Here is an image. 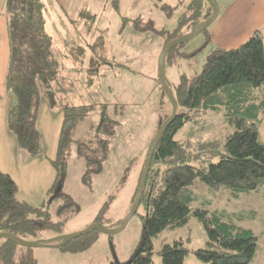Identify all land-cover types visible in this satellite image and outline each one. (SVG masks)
Segmentation results:
<instances>
[{"label": "trees", "instance_id": "16d2710c", "mask_svg": "<svg viewBox=\"0 0 264 264\" xmlns=\"http://www.w3.org/2000/svg\"><path fill=\"white\" fill-rule=\"evenodd\" d=\"M107 2H111L112 8L119 12V0H105ZM4 3L9 48L5 83L6 90L13 96V102L6 114V125L13 133L19 149L43 156L38 149L40 138L36 127L37 115L42 98L51 107L56 105L52 95V80L58 77L63 62L57 58L51 47L52 37L46 31L43 1L5 0ZM206 5L204 0L186 1L184 7H187V11L178 18V26L173 32L164 28L158 30L152 20L145 21L141 17L128 19L129 21L122 18V21L123 24L132 23L137 32L166 35L164 47L168 41L191 31L197 23L206 19ZM159 8L166 15L173 9L165 3ZM184 27L186 31L180 32ZM207 31L202 32L206 42L203 46L208 44ZM86 46L75 43L72 48L58 51L59 56L82 61L76 56L78 50L84 53ZM182 46L183 44L175 45L166 53V57ZM182 54L190 56L194 52ZM115 67L126 68L120 63L115 64ZM64 69L75 70L65 66ZM168 83L173 90L178 111L162 132L152 155L138 206L143 209L141 238L126 262L116 260L105 264H151L153 239L167 228L183 227L190 216L195 217L203 226L206 234L204 246L191 251L181 239L165 243L158 251L162 264H183L189 252L202 264H249L255 256L258 239L256 233L224 220L218 213L206 207H193L191 188L199 181L213 191L229 190L234 198L241 194L259 192L264 188V143L260 141L257 129L259 116L264 111V37L259 31H254L236 47H211L197 74L191 77L180 75L177 84L172 85L169 80ZM158 84L162 94L166 95L159 78ZM108 106V103H93L64 106L61 109L63 119L57 151L55 157L49 160L55 177L47 192L48 197L41 206L32 207L25 201H19L13 178L0 170V233L6 232L23 240L36 241L41 239L39 233L42 231L56 230L63 220L54 222L48 209L50 200L56 197L62 200L57 205L56 213L65 211L68 207L72 208L73 214L78 213L79 206L72 196L63 192L69 147L74 143L77 155L84 160L81 180L90 185L92 176L100 174L108 154L109 142L116 132L115 126L120 125L106 112ZM95 107L99 109V120L92 138H88L86 142L73 140L71 135L76 121L86 118ZM116 108L117 106L115 110ZM221 110L225 111L226 119L233 128L221 143L208 140L198 142L195 146L188 140L174 139L176 132L185 123L201 118L208 112ZM165 117L167 115H164V119ZM162 123L157 125V129ZM130 163L125 166L124 175L115 191L124 187ZM143 164L136 179L137 184ZM136 187L131 204L136 195ZM114 198L115 194L108 196L93 222L111 228L106 224L112 222L106 217V213ZM96 233L98 232L92 231L70 239L60 247L65 251H81L93 243ZM41 240L58 243L60 237ZM0 264H36V261L31 248L21 247L1 238Z\"/></svg>", "mask_w": 264, "mask_h": 264}, {"label": "rangeland", "instance_id": "374dc122", "mask_svg": "<svg viewBox=\"0 0 264 264\" xmlns=\"http://www.w3.org/2000/svg\"><path fill=\"white\" fill-rule=\"evenodd\" d=\"M186 1L119 0V12L112 8L111 2H107L99 10H95L96 8L92 9L93 14L85 8L80 13L69 15L71 18H67L61 12L55 11V9L44 11L46 31L52 37L51 47L58 56L57 58L63 62V66H66L67 59L59 56V52L65 50L61 46L65 41L67 43L75 41L77 45L84 47L87 44L92 45V47L84 50V53L78 50L79 53L76 57L77 59L81 58L82 61L73 60L72 67L75 70L68 71L62 68L59 77L52 80V95L56 105L49 107L50 109L42 105L38 120L39 118L42 119L48 111H50V115L56 116L64 106L108 103L109 106L106 108V112L111 114L119 124H122L123 119L128 118L126 124H133L134 122L138 126L128 128L129 130L126 128L119 130L121 136L118 142L122 143L123 135L126 143H129L127 146L131 145V137H133L135 142L141 140L139 143L140 154L137 150H134V152L130 153L131 158L128 162L122 159V165L119 160L115 161V170H113L111 168L112 164H108V160L113 151L112 145L116 143L119 137V131H116L117 134L111 137L109 142L111 147L108 146V154L102 164L101 172L99 175L92 176L90 185H86L81 180L84 167L81 169L80 176L77 175L78 171L75 170L74 165L78 163L79 159L82 160L77 153H75V156L72 155L75 144L73 143L69 147L70 153L67 158L71 164L67 166L63 192L72 196L76 205L79 206L78 214L81 208L82 210L84 208L91 210L93 199L97 200L98 203H103L108 196L115 194L117 199L114 202V206L110 205L109 210L111 211L110 215H115V218L111 217L112 222L106 223L111 228H115L123 219L121 212L125 210L126 200L130 198L131 190L134 187H131L130 182L134 181V176L137 179L139 172H141L140 168L146 158L145 155L148 148L145 145L147 138H150L151 141L155 135L157 125L167 118L165 117L164 119V115L168 116L171 112L169 99L162 94L163 91L159 88L157 69V59L166 35L159 36L153 32H137L133 29L132 23L123 24L122 18L132 20L136 17H141L145 21L152 20L156 29L161 30L164 28L166 31L173 32L178 26V18L187 11V7H184ZM215 1L219 8L223 10L228 0ZM163 3L173 8L169 11V15H166L159 8ZM205 9L206 15L212 13V7L208 2ZM222 13L223 11H220L218 18L212 24H216L215 22L221 19L220 15ZM72 29H74V32H72ZM181 30L180 32L186 31V27ZM203 35L202 33L190 39L175 53L173 52L174 54L166 57L164 61L165 75L172 85L177 84L180 75L191 77L199 72L207 54H209V46L201 45L203 43L201 41L204 37ZM198 48L200 49L198 50ZM158 50L160 51L158 52ZM183 52H194V54L184 56ZM119 63L127 69L115 67V64ZM150 76L155 78L151 79ZM156 91L159 92V96ZM136 106H140L143 109L141 119H137L139 120L138 122L134 121L135 113L132 111ZM152 110L154 113L151 115ZM98 111L99 109L95 107L86 118L76 121L71 135L73 140L79 139L86 142L88 138H92L98 126ZM151 118L155 122L154 126H152ZM257 126H259V121ZM36 127L40 138L38 149L42 154H47L48 151L41 138L37 123ZM119 128L120 125L115 126V130ZM232 129L228 119H226L224 110L212 111L201 118L185 123L176 132L174 139L177 141L188 140L195 146L198 142L208 140H216L221 143L225 135L230 133ZM122 133L124 134L122 135ZM137 133L141 134L140 139H138L139 135ZM258 133L259 139H261V133L259 131ZM192 149L193 146H191ZM137 153L142 157L141 161L137 158L139 157ZM129 162L131 163L129 170L126 172L124 184L126 188L123 187L115 191L120 178L124 175V168ZM197 163L196 161L195 164ZM137 164H139V167L135 174ZM114 173L117 174L118 179ZM191 189L193 207H206L210 211L218 213L224 220L249 228L256 233L258 239L255 256L249 264H264V191H261L262 193L250 192L241 194L234 198L230 195L229 190L220 189L213 191L199 181H196ZM50 201L51 204L48 208L50 218L54 222H57V220L63 221L60 222L56 230L47 229V231L39 233L41 239L47 240L79 232L89 225L79 226L71 207L56 213L57 205L62 203L59 197ZM128 203V208L130 209L133 203L131 204L130 201ZM128 208L127 211L129 210ZM142 213L143 209L137 208L135 214L126 223V227L114 235L96 233L93 243L81 251H65L61 247L51 248L47 246L31 248V253L36 264H105L116 260L126 262L136 250L141 238ZM106 217L108 218V215ZM175 239H181L192 251L195 248L204 246L206 234L202 224L193 216H190L183 227L167 228L161 231L152 242L151 264H162L158 251L163 244L172 243ZM183 264H202V262L192 252H189L185 256Z\"/></svg>", "mask_w": 264, "mask_h": 264}, {"label": "crops", "instance_id": "0c3cea01", "mask_svg": "<svg viewBox=\"0 0 264 264\" xmlns=\"http://www.w3.org/2000/svg\"><path fill=\"white\" fill-rule=\"evenodd\" d=\"M4 1L5 0H0V170L10 175L13 178L15 184L17 185L16 196L19 201H25L32 207L34 206L39 207L47 199L48 197L47 192L49 188L52 186L53 184L52 182L55 177L54 169L49 160H52L55 157L57 151L56 148L59 140L58 137L61 129L63 115L61 110L58 112V114H56V116L50 115V111H48L45 114V116L42 117V119L39 118L38 120L37 118L38 122L36 123L37 126L39 127L40 135L45 143V148L48 151V153L43 154V156L31 154L28 151L21 148L19 149L13 133L9 130V128H7L6 114L9 107L11 106V103L13 102V96L6 90V83H5L6 75H7L6 70L9 62L8 60L9 48H8V37H7V26L5 21V14H4V6H5ZM41 1H43L44 4V8H45L44 11L48 9L49 10L55 9V11L61 12L67 18H71V16L69 15L82 12V10H84L85 8L92 13L93 12L91 11L92 9L96 8L95 10H99L101 9L102 5L103 6L105 5V0H41ZM225 5L226 6L223 8V10L222 8L219 9V14L220 11L221 12L223 11V13L220 15L221 19L220 20L218 19L215 22L216 24H211L212 26L210 25L207 31V36H208L207 46H209V48L217 47V48L228 49V48L236 47L242 44L247 37H249L251 34L254 33V31H259L261 35L264 37V0H228ZM72 32H74V29H72ZM204 39L205 36L203 37V39H201L203 43L205 42ZM73 44H75V41L72 43L70 41L68 43L65 41L61 46H63V48L66 50L68 48H72ZM90 46L92 45H87L86 48L90 49L91 48ZM160 50H158V52ZM72 63H73L72 59H67L65 67L71 69ZM61 68L64 69L63 64ZM150 77L151 79L155 78L154 76H150ZM156 94H158L159 96L158 91H156ZM42 105L47 106L48 108L51 107L45 98H42L40 101L39 111H41L40 108ZM39 111L37 115L38 117H39ZM132 111L135 113L134 121L138 122L139 120L137 119H141L143 109L140 106L138 107L136 106L133 108ZM153 113L154 111L152 110L151 115ZM127 119L128 118L122 120V124H120V128L116 130L117 132L119 130L121 131L124 128L129 130L131 127L132 128L134 126L138 127L135 125L134 122L133 124H126ZM151 123L152 126L155 125L154 124L155 122L153 120ZM257 129L261 133L260 141L264 143V111L260 114L259 126H257ZM120 131L116 143L112 145L113 151L111 152V156L109 157L110 159L108 160V164H112L111 168L113 170H115L114 169L115 161L119 160L120 164L122 159L123 161L128 162L129 159L131 158L130 157L131 152L137 150L139 153V147H140L139 143L141 142V140L135 142L133 137H131L130 138L132 141L131 145L127 146V144L129 143H126L125 137L123 135L124 133H122L123 135L122 143L120 144L118 142L121 136ZM117 132H115L114 135H116ZM137 135H139V138L138 137L137 138L140 139L141 134L137 133ZM146 142L147 143L145 146H147L148 148L150 138L149 139L147 138ZM109 147H111L110 144ZM75 153H76V149L73 148L72 155L75 156ZM138 153L137 155L139 156L140 153L139 154ZM137 158L139 159V161L142 160L141 156ZM70 164L71 163L68 162V166ZM74 167L75 170L78 171L77 175L80 176L81 169L84 167V160L79 159L78 163H76ZM138 167L139 164H137V166L135 167V174L138 171ZM114 175L117 178V174L114 173ZM133 179L134 181L130 182L131 187L134 186L130 193V198H129L130 200L132 198V195L134 193L133 191L137 184L136 183L137 180L135 179V176ZM261 191H264V188H261V190L258 193H260ZM116 199L117 198H115L114 201L111 203V206H114V202L116 201ZM129 199L126 200L127 205L125 207V210L121 212V216L123 214L122 217L126 215L125 213L128 208V204H129L128 202L130 201ZM92 204L93 207L91 210H86V208L82 210L81 208L80 213L75 214L79 226L88 225L93 222L95 215L101 208L102 202L98 203L97 200L93 199ZM109 210L110 207L106 213V215H108V218L111 217L115 218V215L113 216L110 215L111 211Z\"/></svg>", "mask_w": 264, "mask_h": 264}, {"label": "water", "instance_id": "95a60500", "mask_svg": "<svg viewBox=\"0 0 264 264\" xmlns=\"http://www.w3.org/2000/svg\"><path fill=\"white\" fill-rule=\"evenodd\" d=\"M205 2H208V4L212 7V13L210 15H208V17L206 19H203L202 21H200L199 23H197V25L191 30L186 32L185 34H182L180 36L175 37L174 39L168 41L164 47L161 49V51L159 52V56L157 59V69H158V78H159V82L161 87L164 89L167 99H169L170 105H171V112L170 114L167 116V118L163 121V123L159 126V128L156 130L155 135L153 136V138L151 139L149 145H148V149L146 151V155H145V161L142 167V173L139 177V182L137 184L136 187V195L135 198L133 200V204L130 207V209L126 212V215L123 217V219L120 221V223L118 225L115 226V228H108L105 226H100L99 224L92 222L91 224H89L88 226H86L84 229H82L79 232H74V233H69L66 235H62L59 236L60 237V241H58V243H51V242H45L41 239H37L36 241H30V240H26V239H21L17 236H15L14 234H9L6 232H1L0 233V239L4 238L10 242H14L15 244L21 246V247H28V248H36V247H51V248H59L60 246L65 245L66 243H68L70 241V239L73 238H77V237H81V235H85L88 234L92 231H97L100 232L102 234H108V235H114L117 232H120L121 230H123L126 227V223L132 218V216L135 214V212L137 211V208L139 206V202L141 200L142 194H143V188L145 186L146 183V177H147V173L149 171V166L152 160V155L153 152L156 148V144L158 139L160 138V136L162 135V132L166 129L167 125L170 123L171 120H173V118L176 116L177 114V102L176 99L174 98V94H173V90L170 87L169 83H168V79L167 76L165 75V65H164V61H165V56L166 53L173 47H175V45H180V44H184L187 41H189L190 39L196 37L197 35L201 34L202 32H204L205 30H207L208 26H210L218 17L219 14V6L217 5V2L215 0H204ZM59 189V188H58Z\"/></svg>", "mask_w": 264, "mask_h": 264}, {"label": "bare ground", "instance_id": "6f19581e", "mask_svg": "<svg viewBox=\"0 0 264 264\" xmlns=\"http://www.w3.org/2000/svg\"><path fill=\"white\" fill-rule=\"evenodd\" d=\"M210 15V14H209ZM167 55V54H166ZM166 57V56H165ZM160 83V82H159Z\"/></svg>", "mask_w": 264, "mask_h": 264}]
</instances>
